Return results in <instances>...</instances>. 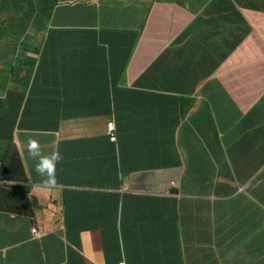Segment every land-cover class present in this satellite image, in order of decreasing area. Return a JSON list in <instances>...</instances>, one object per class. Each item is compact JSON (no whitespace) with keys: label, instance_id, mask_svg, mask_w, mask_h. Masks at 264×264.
I'll list each match as a JSON object with an SVG mask.
<instances>
[{"label":"crops","instance_id":"obj_1","mask_svg":"<svg viewBox=\"0 0 264 264\" xmlns=\"http://www.w3.org/2000/svg\"><path fill=\"white\" fill-rule=\"evenodd\" d=\"M74 1L86 5L83 13L78 15L62 10L56 13V17L64 24L79 22L89 39L85 57L90 67L86 78L83 79L82 74L77 76L72 57L78 54L77 46L66 51L69 42L54 38L48 45L50 52L46 59L49 61L45 68H34L24 81L6 78L0 82V164L7 167L6 180L10 184L27 179L33 184L30 201L33 206L25 212L13 207L16 190L10 191L9 185L0 187V264H67L68 258L71 264L70 258L74 254L67 238L73 236L79 227L74 212L81 205L89 204L80 212L87 214L84 221H90L93 217L98 219L101 214V210L95 212L90 207L103 201L112 204V198L105 197L100 201L101 194L109 193L105 180L99 179L103 173L98 165L101 159H97L110 149L104 139L106 119L99 116L104 114L105 108L91 109L88 114L75 112L81 103L84 104L82 100H87L86 80L88 89L98 88L99 73L106 71V52L99 42L111 43L118 37L112 38L106 33L111 29H135L147 24L129 76L126 70L128 58L117 75L130 79L131 86H134L167 43L194 16H203L213 2L183 0L181 5L180 1L176 3L178 0ZM232 1L254 27V32L263 34L264 0ZM24 4L29 7L30 2ZM37 4L42 7V1ZM0 27L6 31L13 28L9 24ZM56 56L58 62L54 61ZM95 76L96 81L91 82ZM127 84L120 82L119 87ZM31 89L33 92L24 97ZM57 90L63 91L59 93ZM139 94L118 93L117 107H128V103L137 110L146 107L145 114L148 115L167 111L169 104L176 105L171 100L176 97ZM28 97L34 98L31 107L36 106V113L45 115L51 112L42 107L60 97L62 104L67 106L60 124L40 121L49 118L36 115L37 125L41 128L38 132L25 131L32 130V126L19 128ZM248 100L239 107L248 109L252 98ZM185 103L183 101L184 106ZM195 113V128L201 133L196 135L189 131L185 135L193 141L184 150L189 153L188 160H167L161 171L155 174L134 175L126 187L129 196L158 192L164 185L175 184L176 189L170 192L174 197L163 200L168 205L174 204L176 227L160 233V238L169 246H183L185 264H264V103L243 116L232 134L223 127L234 126L237 122L239 113L236 109L228 112L224 120H218V130L210 123L208 131L197 124L208 121V109L197 106ZM179 115L177 111V117ZM220 132L227 134L220 138ZM148 146L145 139L141 150ZM56 153L60 156L57 176V161L50 159ZM17 154L21 157L19 163L13 160ZM38 168L44 171L40 172ZM111 172L116 177V169ZM70 182L74 183L73 187L63 185ZM118 186L121 189V182L116 180L115 188ZM70 191L78 195L72 199ZM132 203L142 206L156 204L153 200H134ZM125 219L131 223L132 212ZM165 220H170L169 216ZM83 225L93 229L90 222ZM35 227L42 237L33 236ZM82 243L85 252L99 263L106 264L99 232L84 233Z\"/></svg>","mask_w":264,"mask_h":264},{"label":"clouds","instance_id":"obj_2","mask_svg":"<svg viewBox=\"0 0 264 264\" xmlns=\"http://www.w3.org/2000/svg\"><path fill=\"white\" fill-rule=\"evenodd\" d=\"M25 1L30 2L29 7L25 6ZM38 1H42V7L37 4ZM211 6H214L220 16H231L244 20L249 24L251 32L244 37L232 38V33L229 30L219 31V28L215 26L214 17L208 15L207 20L202 21L200 17H205V12L203 16H194L193 20L167 43L161 53L156 56L154 64L149 69L147 68L144 71L145 73L140 74V79L149 78L151 73L148 71L163 56L165 57L171 49H174L172 58L176 65L169 68V74L166 78L174 93L158 92L157 95L160 98L176 97L171 98V100H179V103L185 101L187 109L182 108L180 105L169 104L167 111H156L146 115V107L137 110L134 105H129L125 108H118L115 105L109 115L110 120L106 126L107 134L104 137L110 149L97 158L101 159L98 161V165L103 173L99 179L105 180L109 189V193L100 195V201L105 198V195H108L109 197L118 196L120 198L119 201L123 202L124 196L131 195L126 187L134 175L155 174L161 171L167 160H188L189 153L184 152V150L186 145L189 143L193 144V141L185 137V135L189 131L196 135L201 133L195 128V110L197 106L208 109V121L197 123L201 124L205 131H208L210 123L218 130V120H224L228 112H231L233 108L236 109L239 113L237 122L234 126L223 127V129H228L229 133L232 134L233 129L238 127L243 116H246L251 110L264 103V78H258L262 74L264 77V32L261 35L255 33L254 27L232 0H213ZM84 8H86L84 3L74 0H0V24H9L13 27L12 30L7 31L4 27H0V32L3 33L1 37L4 46V49L0 50V82H3L6 78H11L14 81H24L30 77L34 68L38 66L45 68L49 61V59H46L47 54L50 52L48 45L52 43L54 38L69 42L66 51H68L69 47L77 46L76 51L78 54L72 57H74L77 76L82 74L83 79H85V74L90 67V62L85 57L89 50V39H87L79 22L64 24L56 17V13L62 10H68L80 15L83 13ZM189 26H191L190 36L187 38L182 33ZM146 27L147 24L135 29H111L106 33L112 38L118 37L111 43L104 44L101 41L99 42V46L105 49L107 63L106 71L99 73L100 84L101 79L106 77V75L118 73L127 58L126 70L127 76H129V70L136 59ZM117 39L119 40L118 42ZM207 48L215 49L223 55H228V57L211 76L204 77L202 67L208 61H219L218 58L209 57L206 52ZM54 61L58 62V57ZM227 64H230L231 67L219 73L221 67ZM250 70L251 73L249 72ZM221 77L224 78L218 81ZM92 81H96V76L91 79ZM216 83H219L218 88L215 87ZM84 85L87 88L89 82L86 80ZM125 89H128L126 92L134 94H142V92L149 91L135 88L131 84ZM33 90H28L24 97L31 94ZM31 98L33 97L27 98L25 109ZM249 98H252L251 104L249 103L250 107L246 110L241 109L239 104H247ZM86 99H88V95ZM60 105L64 106V110L67 109L66 105ZM60 105H49V109L48 106H43L42 109H48L52 113ZM177 111L180 113L178 117ZM51 113L46 114V116ZM36 115L46 117L45 114L36 113V106L30 110H25L19 128H21V123L25 118L30 121V127L37 125L35 123L37 122ZM25 131L38 132L34 129ZM226 134V132H220V138H224ZM145 139H147L149 146L141 150ZM198 140L203 144L200 137ZM17 155L13 160L19 163L21 157L19 154ZM59 158V153L50 158L57 161L55 167L56 176ZM128 161H130L129 164ZM144 164L149 165L150 168L144 169L141 166H144ZM114 168L116 169V177L114 172H111ZM38 171L43 172L44 170L38 168ZM7 175V167L4 164H0V187L9 185L11 187L10 191L16 190L13 197L15 201L13 207L21 212L29 210L33 206L30 202L33 198V184H29L28 179L10 184L6 180ZM116 180L121 182V189L119 186L115 188ZM63 185L73 187L74 183L70 182ZM174 186L175 184L171 183L170 187L164 185L158 192H140L143 193L142 196L133 197L154 198L156 200L159 198H171L174 197L170 193L176 189ZM26 188H29L28 192L24 191ZM72 192L70 191L69 193ZM86 205L89 204L86 203L83 206ZM90 208L95 212L101 210L98 219L93 217L90 221H84L83 218L87 214L79 211L74 215L79 227L73 236L68 235L67 241L70 251L76 256L77 262L89 264V261H91V264H101L90 253L84 251L82 235L84 233L99 232L103 248L102 231L99 228L105 222L120 226L121 214L116 206L113 203L110 204L109 201H103L101 204L99 202L98 205ZM84 222H90L93 225V229L84 227ZM33 236L35 238L42 237L36 227L33 229ZM127 258L128 256L124 255V260L120 264H128ZM67 264H69V258Z\"/></svg>","mask_w":264,"mask_h":264},{"label":"trees","instance_id":"obj_3","mask_svg":"<svg viewBox=\"0 0 264 264\" xmlns=\"http://www.w3.org/2000/svg\"><path fill=\"white\" fill-rule=\"evenodd\" d=\"M210 6L205 10L206 16L200 19L206 21L208 15L215 18V26L219 28V31L224 32L229 30L232 35V38H240L249 35L251 32L249 24L244 20L231 17V16H220L217 14L214 6ZM2 25V24H0ZM190 27L186 28L182 33L183 36L189 38L190 36ZM3 33L0 32V50L4 49L3 46ZM192 39V38H191ZM69 46V44H68ZM206 52L209 57L218 58L219 61H208L202 68L204 77L211 76L221 63H223L228 55H223L221 52L207 48ZM174 54V49L168 52V54L161 58L148 72L151 73L150 77L147 79H140L134 83L135 88L142 90H149L142 92V94H150L158 96V92L165 93H174L172 86L169 84L167 78L169 74V68L176 65L172 56ZM168 59V61H166ZM231 65L227 64L219 70V73L230 68ZM118 73L114 75H106V77L101 79V84L98 88H86L88 99L82 100L84 104H80L75 112H81L82 114H88V111L91 109H96L97 107H104V114H101L103 118L106 119V126L110 120V113H112L115 105L118 101V93L121 94L128 89H125L129 84H131L130 79H123L117 76ZM224 77H221L218 81H221ZM120 82L128 83L127 86L119 87ZM215 87H219V83L215 84ZM61 93L63 90H57ZM134 94V93H133ZM34 98H31L28 103L26 110H30L31 102ZM176 105H180L182 108L187 109L182 103H179V100H174ZM63 101L60 97L49 101V105H60ZM127 105H130L128 103ZM50 107L48 106V109ZM64 106L60 105L56 107L52 113L46 117L49 119H43L40 121L49 120L54 125L60 124V120L64 118ZM98 113V112H97ZM99 114V113H98ZM39 121L35 122L36 124ZM21 127L29 128L30 121L25 118ZM32 129L38 130L41 129L38 125L32 126ZM114 151V150H113ZM144 169H149L150 166L144 164L141 165ZM21 176V175H20ZM23 177V176H21ZM56 183L60 185L59 180L55 178ZM29 188L24 189L28 192ZM70 198H74L75 195H78L76 192L69 193ZM106 198H112V203L114 204V198H116L115 206L118 212L121 214V223L111 224L105 222L101 228L104 252L106 256L107 264H120L124 259V255L128 256V264H185L183 249L181 245L169 246L166 242L162 241L160 238V233H164L165 230H172L176 227V216L177 212L174 209L173 205H168L165 200L159 198H139L133 196H124L123 202L119 201L118 196L109 197L105 195ZM134 200H154L156 204L149 206H142L139 204H133ZM83 205L80 206V209L74 212V215L79 211L83 210ZM75 210V208H74ZM114 210V209H113ZM132 212L133 221L128 223L125 217ZM169 216L170 220H165ZM81 250V249H80ZM71 264H82L76 261V256L70 258Z\"/></svg>","mask_w":264,"mask_h":264},{"label":"rangeland","instance_id":"obj_4","mask_svg":"<svg viewBox=\"0 0 264 264\" xmlns=\"http://www.w3.org/2000/svg\"><path fill=\"white\" fill-rule=\"evenodd\" d=\"M179 1L181 2L180 4L183 5V0H178L176 3H178ZM258 78H259V79H263V78H264V77H263V74L260 75V76H258ZM263 80H264V79H263ZM263 82H264V81H263ZM262 84H263V83H262Z\"/></svg>","mask_w":264,"mask_h":264}]
</instances>
